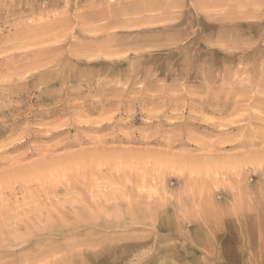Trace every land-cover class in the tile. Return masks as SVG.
Instances as JSON below:
<instances>
[{"label":"rangeland","instance_id":"374dc122","mask_svg":"<svg viewBox=\"0 0 264 264\" xmlns=\"http://www.w3.org/2000/svg\"><path fill=\"white\" fill-rule=\"evenodd\" d=\"M263 38L264 0H0V264H264Z\"/></svg>","mask_w":264,"mask_h":264},{"label":"bare ground","instance_id":"6f19581e","mask_svg":"<svg viewBox=\"0 0 264 264\" xmlns=\"http://www.w3.org/2000/svg\"><path fill=\"white\" fill-rule=\"evenodd\" d=\"M106 6H107V4H104V5H102V7H101V6H100V7H101V8H104V7H106ZM100 7H99V8H100ZM117 7H118V6H117ZM105 9L108 11V7H106ZM102 10H103V9H102ZM103 11H104V10H103ZM103 11H101V12H99V13H97V14H102ZM237 12H238V11H237ZM253 12H254V11H253ZM234 14H235V13H234ZM242 14H244V12H243ZM247 14H248V12H247ZM232 15H233V13H232ZM93 16L96 17V18H94V20H96V19H98V18H102V17H98V16L95 15V14H93L92 17H93ZM229 17H230V16H229ZM241 37H242V36H241ZM106 38L109 39L110 37L107 35ZM111 38H112V37H111ZM243 38H244V37H243ZM257 39H258V38H257ZM235 40H236V39H235ZM253 40H254V39H253ZM261 40H264V38L261 39ZM237 41H238V40H237ZM239 41H240V39H239ZM246 42H247V41H246ZM249 42H250V41H249ZM262 42H263V41H262ZM243 43H244V42H243ZM243 43H242V44H243ZM251 43H252V42H251ZM254 43H255V42H254ZM249 44H250V43H249ZM232 45H233V43H232ZM236 45H237V43H236ZM250 45H251V44H250ZM230 46H231V45H230ZM254 46H255V45H254ZM232 47L234 48V46H231V48H232ZM236 47H237V46H236ZM236 47H235V48H236ZM120 54H121V52H120ZM235 57H236V56H235ZM233 58H234V57H233ZM246 60H247V59H246ZM241 61H242V60H241ZM252 61H253V60H252ZM254 61H255V60H254ZM238 62H240V61H238ZM244 62H245V61H244ZM256 62H257V61H256ZM263 62H264V61H263ZM247 63L251 64V63L248 62V61H247ZM238 64L240 65V63H238ZM238 64H237V65H238ZM261 64H262V63H261ZM243 65H244V64H243ZM251 65H252V64H251ZM253 65H256V64H253ZM263 65H264V64H263ZM263 65H262L261 69L263 68ZM235 66H236V65H235ZM244 66H246V65H244ZM243 68H244V67H243ZM247 68H248V67H247ZM235 69H237V68H235ZM241 69H242V68H241ZM241 69H240V70H241ZM244 69H245V68H244ZM244 69H243V71L245 72L246 70H244ZM243 71H239V72L242 73ZM237 72H238V71H237ZM260 74H261V73H260ZM258 75H259V74H258ZM256 77H257V76H256ZM260 77H261V76H260ZM262 78H263V75H262ZM258 79H260V78H257V80H258ZM257 80H256V81H257ZM260 82H262L261 79H260ZM263 82H264V81H263ZM229 83H230V82H229ZM233 83H234V82H233ZM236 83H237V82H236ZM239 83H240V82H239ZM251 83H252V82H251ZM73 84H75V83H73ZM199 84H200V83H199ZM231 84H232V83H230V85H231ZM234 84H235V83H234ZM245 84H246V82H245ZM248 84H249V83H248ZM261 84H262V83H261ZM44 85H45V84H44ZM68 85H69V84H68ZM211 85H212V84H211ZM236 85H237V84H236ZM236 85H235V86H236ZM241 85H242V83H241ZM257 85H259V84H257ZM65 86H66V85H65ZM201 86H202V85H201ZM203 86H204V84H203ZM219 86H220V85H219ZM226 86H227V85H226ZM228 86H229V84H228ZM228 86H227V87H228ZM231 86H232V85H231ZM231 86H230V88H231ZM255 86H256V84H255ZM259 86L261 87V85H259ZM206 87H207V86H206ZM214 87H215V86H214ZM222 87H223V85H222ZM224 87H225V86H224ZM227 87H225V88H227ZM233 87H234V86H232V89L234 90ZM237 87H239V86H237ZM47 88H48V87H47ZM47 88H46V89H47ZM68 88H70V87H68ZM203 88H205V87H203ZM203 88H202V89H203ZM219 88H220V87H219ZM255 88H256V87H255ZM44 89H45V88H44ZM44 89H43V90H44ZM49 89H50V88H49ZM210 89H211V88H210ZM252 89H253V88H252ZM260 89H261V88H260ZM43 90H42V91H43ZM68 90H69V89H68ZM99 90H100V89H99ZM200 90H201V89H200ZM208 90H209V88H208ZM211 90H212V89H211ZM215 90H216V89H215ZM233 90H231V91L233 92ZM235 90H236V88H235ZM40 91H41V90H40ZM221 91H222V89H221ZM227 91H228V90H227ZM227 91H226V92H227ZM238 91H239V90H238ZM253 91H254V90H253ZM43 92H44V91H43ZM73 92H74V91H73ZM73 92H72V93H73ZM216 92H218V90H216ZM223 92H225V91H223ZM226 92H225V94H226ZM235 92H236V91H234V93H235ZM254 92H256V91H254ZM66 93H67V92H66ZM74 93H75V92H74ZM207 93H208V92H207ZM209 93H211V91H210ZM219 93H220V92H219ZM227 93H228V92H227ZM64 94H65V93H64ZM215 94H216V93H215ZM221 94H222V93H221ZM249 94H250V93H249ZM65 95H67V94H65ZM204 95H205V94H204ZM208 95H209V94H208ZM230 95H231V94H230ZM260 95H261V94H260ZM209 96H210V95H209ZM211 96H212V95H211ZM216 96H217V94H216ZM231 96H232V95H231ZM248 96H249V95H248ZM63 97H64V96H63ZM185 97H186V96H185ZM201 97H202V96H201ZM201 97H200V98H201ZM204 97L206 98V96H204ZM223 97H226V96H223ZM259 97H260V96H259ZM231 98H232V97H231ZM248 98H249V97H248ZM254 98H257V97H254ZM261 98H262V97H261ZM171 99H172V98H171ZM188 99H189V98H188ZM202 99H204V98L202 97L201 100H202ZM213 99H215V98L212 97V100H213ZM217 99H218V98H217ZM219 99H220V98H219ZM169 100H170V99H169ZM189 100H190V99H189ZM206 100H207V99H206ZM206 100H205V101H206ZM224 100H225V99H224ZM229 100H230V99H229ZM236 100H237V99H236ZM249 100H250V99H249ZM252 100H253V99H252ZM258 100H259V99L257 98V102H258ZM261 100H264V99H261ZM172 101H173V100H172ZM214 101H215V100H214ZM225 101H226V100H225ZM225 101H223V102H225ZM245 101H246V100H245ZM250 101H251V100H250ZM255 101H256V100H255ZM200 102H201V101H200ZM200 102H199V103H200ZM231 102H233V101H231ZM220 103H221V102H220ZM252 103H253V102H252ZM254 103H255V102H254ZM263 103H264V102H263ZM190 104H191V103H190ZM223 104H224V103H223ZM224 105H225V104H224ZM243 105L245 106V104H243ZM250 105H252V104H250ZM262 105H263V104H262ZM168 106H169V105H168ZM200 106H201V105H200ZM200 106H199V107H200ZM210 106H211V105H210ZM210 106H209V107H210ZM221 106H222V105H221ZM228 106H229V105H228ZM228 106H227V107H228ZM248 106H249V105H248ZM252 106H253V105H252ZM205 107H206V106H205ZM201 108H202V107H201ZM222 108H223V106H222ZM225 108H226V107H225ZM225 108H224V109H225ZM228 108H229V107H228ZM238 108H239V107H238ZM199 109H200V108H199ZM224 109H223V110H224ZM243 109H244V108H243ZM240 111H241V110H240ZM243 111H244V110H243ZM249 111H250V110H249ZM244 112H245V111H244ZM252 113H253V112H252ZM244 114H245V113H244ZM250 115H251V113H250ZM252 115H253V114H252ZM243 116H244V115H243ZM255 116H256V115H255ZM241 117H242V116H241ZM246 117H247V116H246ZM249 117H250V116H249ZM252 118H255V117H252ZM239 119H240V118H239ZM239 119H238V120H239ZM242 119H243V118H242ZM249 119H250V118H248V120H249ZM246 120H247V119H246ZM250 120H252V119H250ZM240 121H241V120H240ZM244 121H245V120H244ZM244 121H243V122H244ZM229 122H231V121H229ZM246 122H247V121H246ZM181 123H182V121H181ZM226 124H227V122H226ZM181 125H182V124H181ZM219 125H220V124H219ZM248 125H249V124H248ZM248 125H247V126H248ZM178 126H179V125H178ZM178 126H176V127H178ZM227 126H228V124H227ZM239 126H240V125H239ZM184 127H185V126H184ZM214 127H215V126H214ZM230 127H231V126H230ZM25 128H26V127H25ZM23 129H24V128H23ZM182 129H183V128H182ZM182 129H181V130H182ZM224 129H225V128H224ZM227 129H228V128H227ZM248 133L250 134V132H248ZM29 134H30V133H29ZM177 134H180V133H177ZM245 134H246V133H245ZM27 136H28V135H27ZM177 136H178V135H177ZM179 136H181V135H179ZM241 136H242V135H241ZM248 136H249V135H248ZM251 136H252V135H251ZM243 137H244V136H243ZM253 137H254V134H253L252 138H253ZM246 138H247V137H246ZM250 138H251V137H250ZM250 138H249V139H246V140H250ZM14 140H15V139H13V141H14ZM241 140H242V139H241ZM252 140H253V139H252ZM7 141H9V140H7ZM255 141H256V138H255ZM255 141H254V142H255ZM254 142H253V143H254ZM13 143H14V142H12L11 144H13ZM17 143H18V142H17ZM248 143H249V142H248ZM216 144H217V143H216ZM218 144H219V143H218ZM169 145H170V144H169ZM239 145H240V143H239L238 145L236 144V148H238L237 146H239ZM246 145H247V144H246ZM249 145H251V144H249ZM214 146H215V145H214ZM233 146H234V145H233ZM241 146H242V144H241ZM216 147H218V146L216 145ZM246 147L248 148V145H247ZM246 147H245V148H246ZM249 147H251V146H249ZM261 147H262V146H261ZM214 148H215V147H214ZM224 148H225V147H224ZM239 148H240V147H239ZM241 148H242V147H241ZM247 148H246V149H247ZM247 153H248V152H247ZM257 153H258V152H257ZM259 153H260V152H259ZM248 154H249V153H248ZM246 155H247V154H246ZM256 156H257V154H256ZM256 156H255V157H256ZM210 158H211V157H210ZM252 158H253V157H252ZM209 160H210V159H209ZM256 162H258V161H256ZM253 168H254V170H255V167H253ZM17 170H18V169H17ZM20 170H21V169H20ZM18 171H19V170H18ZM8 173H9V172H8ZM10 189H11V188H10ZM14 190H15V189H14ZM11 192H14V191H11ZM10 195H11V194H10ZM132 195H133V194H132ZM128 197H129V196H128ZM129 198H130V197H129ZM129 198H128V199H129ZM128 199H127V200H128ZM127 200H124V201H126L127 203H129ZM129 201H131V199H129ZM87 202H88V201H87ZM80 203H82V202H80ZM89 203H91V202L89 201ZM113 203H114V202H112V204H113ZM132 203H133V202H132ZM135 203H136V202H135ZM82 204H83V203H82ZM86 204H87V203H86ZM93 204H94V203H93ZM104 204H105V203H104ZM106 204H107V203H106ZM108 204H109V203H108ZM141 204H142V203H141ZM145 204H146V203H145ZM83 205H84V204H83ZM90 205H91V204H90ZM109 205H111V204H109ZM115 205H116V204H115ZM142 205H143V204H142ZM142 205H141V206H142ZM29 206H30V205H29ZM31 206H32V205H31ZM52 206H53V205H52ZM127 206H129V204H127ZM147 206H148V205H147ZM2 207H3V206H2ZM32 207H33V206H32ZM34 207H35V205H34ZM86 207H87V206H86ZM47 208H48V207H47ZM47 208H46V209H47ZM50 208H51V207H50ZM53 208H54V207H53ZM127 208H128V207H127ZM5 209H6V208H5ZM29 209H31V207H30ZM37 209H38V208H37ZM55 209H56V208H54V210H53L54 212H55ZM59 209H60V208H59ZM61 209H62V208H61ZM65 209H66V208H65ZM68 209H69V208H68ZM142 209H143V208H142ZM26 210H27V209H26ZM34 210H35V209H34ZM56 210H57V209H56ZM124 210H125V209H124ZM126 210H127V209H126ZM126 210H125V211H126ZM27 211L29 212L30 210H27ZM45 211H46V210H45ZM50 211H51V209H50ZM59 211H60V210H59ZM46 212H47V211H46ZM56 212H57V211H56ZM61 212H62V211H60V213H61ZM68 212H69V211H68ZM71 212H73V211H71ZM48 213H49V211H48ZM60 213H59V214H60ZM64 213H65V212H64ZM66 214H68V213H66ZM2 215H3V214H2ZM49 215H50V214H49ZM60 216H61V215H60ZM63 216H64V214H63L61 217H63ZM0 217H1V216H0ZM33 217H35V214H34ZM4 218H5V217H4ZM0 219H1V218H0ZM6 219H8V217H7ZM10 219H11V217H10ZM24 219H25V220H26V219L28 220L29 218H27V215H26V218H25V216H24ZM36 219H37V218H36ZM69 219H70V218H69ZM3 220H5V219H3ZM3 220H2V221H3ZM8 220H9V219H8ZM8 220H5V221H8ZM25 220H23L22 217H18V218L16 219V223H17V224H21V223H22L23 221H25ZM31 220H32V219H31ZM5 221H4V222H5ZM29 221H30V219H29ZM69 221H70V220H69ZM82 221H83V220L81 219V222H82ZM77 222H78V221H77ZM5 223H6V222H5ZM25 223H26V222H24L23 224H25ZM53 223H54V220H53ZM67 223H68V222H67ZM69 223H70V222H69ZM83 223H84V222H83ZM61 224H62V223H61ZM64 224H65V223H64ZM72 224H73V223H72ZM66 225H67V224H66ZM46 226H47V225H46ZM47 227H49V226H47ZM85 229H86V228H85ZM86 230H87V229H86ZM91 231H92V230H91ZM86 232H87V231H84L83 233H86ZM20 236H22V234H21ZM30 236H31V235H30ZM22 237H23V236H22ZM24 238H25V237H24ZM44 238H45V237H44ZM48 238H49V237H47V239H48ZM50 238H51V237H50ZM20 239H21V238H20ZM20 239H19V240L17 239V240L20 241ZM37 239H38V238H37ZM41 239H43V237H42ZM43 240H44V239H43ZM45 240H46V239H45ZM49 240H50V239H49ZM52 240H53V239H52ZM14 241H15V240H14ZM41 241H42V240H40V242H41ZM47 241H48V240H47ZM47 241H46V243H47ZM36 242H37V241H36ZM32 243H33V242H32ZM43 243H44V242H43ZM33 244H34V243H33Z\"/></svg>","mask_w":264,"mask_h":264}]
</instances>
